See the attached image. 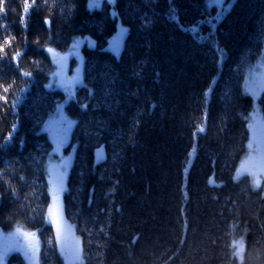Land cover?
I'll return each instance as SVG.
<instances>
[{"label": "trees", "instance_id": "16d2710c", "mask_svg": "<svg viewBox=\"0 0 264 264\" xmlns=\"http://www.w3.org/2000/svg\"><path fill=\"white\" fill-rule=\"evenodd\" d=\"M26 2L0 0V45L15 38L0 53V97L8 98L0 99V231L36 233L39 264H63L46 221L52 146L42 128L64 95L49 82L47 49L61 54L88 38L82 85L65 108L76 151L63 196L83 263L241 264L231 244L243 238L242 264H264V190L234 179L250 138L254 105L243 81L263 51L264 0H231L214 29L199 25L206 43L189 31L216 15L205 0H173L175 19L169 0H115L98 10L87 0H35L25 15ZM122 29L120 50H111ZM7 264L23 260L13 254Z\"/></svg>", "mask_w": 264, "mask_h": 264}, {"label": "snow or ice", "instance_id": "6c2138e0", "mask_svg": "<svg viewBox=\"0 0 264 264\" xmlns=\"http://www.w3.org/2000/svg\"><path fill=\"white\" fill-rule=\"evenodd\" d=\"M102 3L103 4H108V3L114 4L115 0H89V8L90 9H97V8L101 7ZM34 4H35V0H32V4H29L27 2L24 4L25 15H27L29 13V8L34 6ZM169 4H170L169 15H170V17L175 19L177 13H176V9L174 7L173 0H169ZM213 6H215V8H216V15L214 17H210V19H207V20H205L204 18H201L200 21H198L197 23H194L191 26V28L189 29V31L191 32V34L193 36V40L195 43H200L201 41H204V37L202 36V34L199 30V25L202 23H208L214 29L216 26V22L221 17L224 16V14L231 8L232 4H231V0H205V8L206 9L211 8ZM4 11H5L4 7L2 6V4H0V13H2ZM21 23H24L23 17L21 18ZM45 23H47V20L45 21ZM126 32H127V29H122L121 36L126 34ZM13 39H15V38L14 37H12L11 39L6 38L4 40L3 45H0V53H4L5 47H9L11 45ZM204 42L206 43V41H204ZM80 43H87V39L85 38L81 41H77L76 43H74L72 46L74 52L79 47ZM91 46L94 47V43ZM112 48L115 51L119 50V48H120L119 39L112 42ZM47 52L52 54L54 57H58L55 60V62L58 65L59 70L54 75L62 77L64 61L67 59V57L59 55V53L55 52V50L52 48H48ZM20 56H21V51H19V50H17L12 56V60L17 61V67H19ZM261 67L264 68V64H261ZM21 75L28 78V77H31L32 73L27 72V71H23L21 73ZM80 83H81V79H80L79 75L73 77L71 80H64L63 78H61V80H60L61 86L65 89L66 92L69 93L70 98L72 95L71 91H70L71 87L74 84H80ZM14 84H15V81H13V83L9 84L7 87H4V89H3L4 93L7 94L9 89L12 88ZM211 90L212 89L210 86L209 89L206 90V92H205V97H207L210 94ZM259 90H264V73H262V76H261V81L259 83ZM20 91L23 92V91H25V89H20ZM89 95H91V92H89ZM253 95L257 96V91H253ZM0 99L4 100L5 104H7L8 98L6 95L0 97ZM18 102H19V98L16 97L13 101V105H12L13 108H15V105ZM83 107L86 108L87 105H84ZM65 123H67V125L69 127H71L70 121H66ZM249 127L252 130L253 137H254V139L249 142V148L253 150L255 155H253L252 152L249 153L248 159L241 164L240 170L237 171V174L234 177V179L238 180L242 172H248V174H250L254 177V179H253L254 188H260L261 187V181L258 177L261 175H264V149H262L259 146L254 148V144L256 143L255 138H256V134H257L258 129L260 132L261 142L264 143V123H262V124L251 123L249 125ZM15 129H16V125H13L12 126V132H14ZM204 131H205V127L202 124L198 125L196 132H194L193 135L195 137L198 133H202ZM11 139H12V133H9V136H8L7 140L5 141V144L10 142ZM2 147H4V145H0V148H2ZM191 155H192V153H189V156H191ZM96 156H97L98 162L104 159V154H103L102 149L97 150ZM5 163H7V162H5ZM67 167H68V162L63 161V162H61V164L58 168H51L50 167L48 169L49 175L51 177L50 181H49V194L51 195L53 202L48 207L46 221L48 223H51L54 226V228H55V243L57 246L60 247L61 251L62 252L67 251V254L70 257H72L75 260H80L81 259V251H82V249L80 247V240H79V238H73L71 240V242L69 241V237L71 234V227L69 225H67L66 222L64 221L62 203L58 202L60 194L66 190L64 187L63 181H64V176H65ZM4 177H5V173L3 171H0V181H4ZM20 179L23 180L24 177L21 176ZM210 183H213V181H210ZM9 187L12 190L13 196H16L17 193H16L15 188L12 187L11 185H9ZM101 231L103 232L104 229L101 228ZM14 235L22 236L27 241L26 247L31 250L33 264H38V260L36 259V256L39 252V241L36 239V233L23 230L22 226L18 225L16 230H15ZM11 238L12 237L10 236V237L4 238V239H5V241H7ZM49 243H52V241L50 240ZM133 243H135V240L133 241ZM231 247L234 249L232 255L234 257H239L241 260V264H242L243 252H244V239L241 238L240 240H233ZM10 250H11L10 246L7 243H4L3 249L0 250V261H2L3 257L6 256L7 252Z\"/></svg>", "mask_w": 264, "mask_h": 264}, {"label": "rangeland", "instance_id": "374dc122", "mask_svg": "<svg viewBox=\"0 0 264 264\" xmlns=\"http://www.w3.org/2000/svg\"><path fill=\"white\" fill-rule=\"evenodd\" d=\"M87 8L89 10H98L100 7L97 9H90L89 8V0H87ZM122 37L123 36H121L120 32L116 34V36L111 40V42L109 44L111 50L113 49L112 48V42L117 40V39H119V41H120V48H121ZM83 39H85V38L75 39L74 41H72L69 44V47H67L68 49L64 53L59 54V55L67 57V59L64 61L62 77L54 75L55 73L58 72L59 69H58V65L56 64V62L53 61V70H52L53 73L50 76L49 82L51 83L52 88L54 90H59L58 87H59V85H61L60 84L61 78H64V80H71L73 77L79 75L80 79H81V74H82L81 68H82L83 61H84L82 51L84 48L92 47L91 45L94 43L91 39L86 38L87 43H80L79 47L74 52L73 47H72L73 44L76 43L77 41H81ZM120 48H119V50H120ZM262 50L263 51H262L261 55L256 57L255 59H253V61H251L247 65L245 72H244L245 77H244V81H243V91H244V94L248 95L251 98L252 103L254 105L253 111L250 115L251 116L250 124L251 123H257V124L264 123V90H259V83L261 81V76H262V73H264V68L261 67V64H264V46H263ZM81 85H82V80H81L80 84H74L71 87V89H70L71 94H72L71 98L69 97V93L66 92L64 88L59 90V91L63 92V94H64L63 100L58 105L59 107L57 106L55 111L47 119V121L44 123V127L42 128V131L44 133H46V135L48 136L49 141L51 143V146H52V150L48 156L49 159H48L47 164H46L48 189H49V181L51 178L49 175L48 169L50 167L51 168H58L60 166L61 162H63V161L68 162V167H67V170H66V173L64 176V181H63L65 189L67 187L68 175H69L70 170L72 169L74 158H75L74 155H75V151H76V145H74V144L71 145L70 141H68L64 145L63 144L61 145L62 140L65 136L64 133H65L68 125H67V123H64V124H59V123L63 119H66V121H70L67 117V114L65 113V108L70 103V101L72 99H74L75 94L77 92L76 89L81 87ZM253 91H257V96L253 95ZM72 125H73V122H71V126ZM249 137L250 138L246 144V153H245L244 157L242 158L243 160L239 164L237 171L240 170L241 164L248 159L250 152H252V154L255 155L253 150L249 148V142L254 139L253 132L251 129L249 130ZM255 139H256V143L254 144V148L259 146L262 149H264V143L261 142L260 145L258 144V140L260 139L259 129L257 130V134H256ZM96 153H97V151H96ZM96 153H95V155H96ZM236 174H237V172H236ZM240 177H248L249 180H251V183L253 186L254 177L252 175L248 174V172H242ZM258 178L261 181V187L260 188L262 190H264V175H261ZM213 184H214V182H213ZM253 188H254V186H253ZM255 189H258V188H255ZM66 191H67V189L60 194L59 200H58L59 203H62V209L64 207L63 196H64V193ZM50 200H51L50 204H52L53 201H52L51 195H50ZM47 211H48V208H47ZM63 219L66 222V224L71 227V234L69 237V241L71 242V240L73 238H78V236L76 235V231H74V227L72 226V224H70L65 219L64 210H63ZM49 224L51 225L53 232H55L54 226L51 223H49ZM15 230L16 229H13L12 231H9V232H3L2 230L0 231V250L3 249L4 243H7L11 248V250L7 252L6 256L3 257L2 261H0V264H7L8 261L10 260V258L13 256V254L19 255L21 257V259L23 260V264H33L32 253L26 247L25 248L22 247L21 243H22L24 238L22 236L14 235ZM10 236L12 238L5 241L4 238L10 237ZM80 247H81V242H80ZM57 248H58L59 254H61L63 264H84L82 251H81V259L75 260L67 254V251L62 252L59 246H57ZM81 249H82V247H81ZM244 250H245V245H244ZM39 252H40V244H39ZM39 252H38V254H39ZM38 254L36 256L37 260L39 258ZM237 258H238V261H240V258L239 257H237ZM38 264H39V262H38Z\"/></svg>", "mask_w": 264, "mask_h": 264}, {"label": "water", "instance_id": "95a60500", "mask_svg": "<svg viewBox=\"0 0 264 264\" xmlns=\"http://www.w3.org/2000/svg\"><path fill=\"white\" fill-rule=\"evenodd\" d=\"M48 53V52H47ZM48 55H49V57H50V60H52V61H55L56 60V58L57 57H54L52 54H50V53H48ZM64 79V78H63ZM59 90L60 89H63V87L61 86V85H59ZM66 122V119H63V120H61L60 121V123L59 124H64ZM72 129H73V125L71 126V127H67L66 128V131H65V133H64V138H63V140H62V143H61V145L63 144H66L68 141H70V139H71V132H72ZM258 144L260 145L261 144V139H259L258 140ZM210 181H212L211 179H210ZM209 181V182H210ZM211 186H213V183H211ZM36 239L38 240V237L36 236ZM21 245H22V247L23 248H25L26 247V245H27V241L25 240V239H23V241H22V243H21ZM27 248V247H26ZM28 249V248H27ZM30 252H31V250L30 249H28Z\"/></svg>", "mask_w": 264, "mask_h": 264}]
</instances>
